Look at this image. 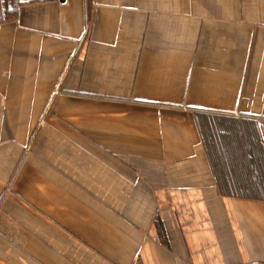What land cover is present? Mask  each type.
<instances>
[{"label":"crops","instance_id":"1","mask_svg":"<svg viewBox=\"0 0 264 264\" xmlns=\"http://www.w3.org/2000/svg\"><path fill=\"white\" fill-rule=\"evenodd\" d=\"M194 108L264 138V0H0V264H264Z\"/></svg>","mask_w":264,"mask_h":264},{"label":"trees","instance_id":"2","mask_svg":"<svg viewBox=\"0 0 264 264\" xmlns=\"http://www.w3.org/2000/svg\"><path fill=\"white\" fill-rule=\"evenodd\" d=\"M12 12L13 8H5L3 15L9 18ZM193 110L220 192L264 200V138L260 124L247 116Z\"/></svg>","mask_w":264,"mask_h":264},{"label":"built area","instance_id":"3","mask_svg":"<svg viewBox=\"0 0 264 264\" xmlns=\"http://www.w3.org/2000/svg\"><path fill=\"white\" fill-rule=\"evenodd\" d=\"M37 1H53V0H37Z\"/></svg>","mask_w":264,"mask_h":264}]
</instances>
